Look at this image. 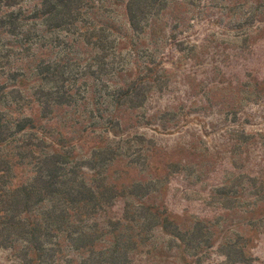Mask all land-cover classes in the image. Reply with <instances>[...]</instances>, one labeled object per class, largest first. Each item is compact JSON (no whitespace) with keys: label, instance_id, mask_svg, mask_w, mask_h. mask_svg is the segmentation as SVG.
Wrapping results in <instances>:
<instances>
[{"label":"rangeland","instance_id":"rangeland-1","mask_svg":"<svg viewBox=\"0 0 264 264\" xmlns=\"http://www.w3.org/2000/svg\"><path fill=\"white\" fill-rule=\"evenodd\" d=\"M112 10L127 34L120 1ZM156 26L173 41L152 47L162 78L138 107L131 108L134 99H107L112 88L97 85L84 104L42 118L25 97L31 86L20 88L23 112L56 149L95 172L91 182L106 204L82 222L95 228L91 237L63 241L60 264H264V0H166ZM139 40L122 41L131 77L142 74ZM61 45L70 52L63 77L81 90L86 77L76 71L81 49H89ZM26 162L10 170L11 184L31 178ZM21 204L12 201L11 212ZM3 246L0 264H9L18 251ZM106 249H117L119 259L100 254Z\"/></svg>","mask_w":264,"mask_h":264},{"label":"trees","instance_id":"trees-1","mask_svg":"<svg viewBox=\"0 0 264 264\" xmlns=\"http://www.w3.org/2000/svg\"><path fill=\"white\" fill-rule=\"evenodd\" d=\"M119 1L127 34H122V27L113 21L112 8ZM165 3L166 0H36L30 5L27 0H0V232H6L0 247L18 251L9 264H60L63 241L91 237L95 228L82 222L106 205L100 200L101 188L91 182L95 172L91 168L87 172L71 155L56 149L59 144L23 112L20 88L31 86V94L25 97L35 102L42 118L61 106L77 107L78 99L84 104L85 95L97 85L112 88L113 93L105 92L107 99H134L131 108L140 106L146 93L162 78L158 72L164 68L163 60L159 57L153 62L152 47L173 41L156 26ZM154 35L157 37L152 41ZM139 37L145 60L141 76L131 77L132 67L121 55L126 49L122 41H140ZM64 42L89 49H81L80 54H85L83 65L76 71L80 72L79 79L86 77L81 90L80 84L73 87L71 79L63 77L64 72L69 74L60 67L65 66L61 64L69 55V50L60 46ZM44 46L48 53L41 51ZM133 53L129 49L127 55ZM123 76L126 78L120 82ZM108 124L105 120L102 127ZM23 159L33 167L32 176L23 183L11 184L8 173ZM30 198L40 199L37 205H29ZM12 201L22 202L23 208L11 212ZM34 207L44 210L30 218ZM121 221L117 219L116 223ZM87 247L92 246L80 249ZM100 254L118 260L120 252L106 249ZM122 258L128 259L126 252Z\"/></svg>","mask_w":264,"mask_h":264}]
</instances>
